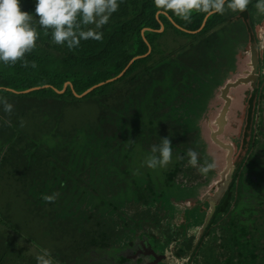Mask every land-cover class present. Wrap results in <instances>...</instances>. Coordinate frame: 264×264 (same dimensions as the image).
<instances>
[{
  "label": "trees",
  "instance_id": "1",
  "mask_svg": "<svg viewBox=\"0 0 264 264\" xmlns=\"http://www.w3.org/2000/svg\"><path fill=\"white\" fill-rule=\"evenodd\" d=\"M221 1L0 0V173L4 170L11 176L17 175L14 177L15 182L21 184L20 189L24 192L20 190L16 194L14 190L12 193L17 195L16 198H19L20 202L23 199L27 212L30 211L28 204L34 201L37 204L34 209L38 216L48 219L51 214L42 207H51V212L59 222L58 238L67 236V243L63 245L77 252L70 255L71 260L68 261V256L60 250H45L27 237H18L17 228L6 229L5 224H11L7 216L12 214L9 212L5 216L2 212L4 209H0V255L5 254L2 248L6 245L9 254H13L3 262L1 259L0 264L5 261L8 264H98L96 258L103 257L100 254H109L107 260L115 264L126 263L125 258L114 260L117 246L132 242L127 232L134 235L136 227H128L127 231L119 225L117 231L121 236L116 239V236L112 235L116 242L104 236L100 240L91 238L92 246L89 249L81 251L79 245V241L88 235L85 228L80 227L81 221L88 220L95 211L99 210V215L111 219L112 222L120 220L126 223L135 216L138 217L137 221H141L139 210L142 212L144 207L140 204L136 210L128 213L121 210L125 187L123 192V188L119 189L118 194L116 189L125 182L122 170L120 173L113 172V176L107 178L103 174L97 175L98 168L102 164L109 171L117 170L113 159L117 152L124 160L127 157H132L133 160L141 158L139 152L151 154V149L144 148L142 138L151 136L156 141L162 140L161 136L166 132L165 127L174 130L176 122L180 121L178 114L183 106L180 105L183 101L178 99L181 91L173 90L181 83L174 82L176 76L170 69L166 75L163 74V78L153 76L166 80L157 84L163 86L158 95H155L153 90L155 81L149 90L138 88L136 91L135 87L137 95L127 86L132 81L145 79V74L152 70L151 66H147L149 61L153 63V67H157L164 61L165 56L174 55V51H171L161 56L163 51L159 48V38L166 32L170 31L189 39L195 36L178 29L171 22L186 30H197L206 15L218 9ZM191 14L194 15L188 16ZM219 14L209 16L201 31L216 25ZM160 23L165 26L162 33L157 32L161 27ZM148 52L147 56L134 60L120 78L107 82L120 75L133 58L144 56ZM156 56L160 57L155 58ZM65 83L70 85L59 93ZM100 83L104 84L85 96H74V93L81 95ZM31 88L38 89L16 93ZM124 88V99L118 105L109 106L108 100L115 91L122 92ZM80 102L97 105L99 112L106 116L100 115L99 124L95 128H75L74 134L69 137L67 133L59 131L57 126L62 121L65 106ZM38 111H43L45 120L50 115L54 116L53 126L40 138L35 139L33 136L29 144L25 142L19 157H9L8 151L18 153L13 150L15 138L20 132L16 125L21 124L26 114H35ZM11 120L14 121L11 123ZM176 132L167 131L165 135L176 139L174 141L178 144H184L180 140L181 133ZM194 132H197L196 129ZM133 135L138 139L127 141ZM62 152L63 155L59 156ZM48 157L52 160L46 162ZM43 162L53 165L50 166L48 174L41 172L48 168L42 167ZM49 175L51 178H48ZM27 176L33 177L31 186L26 181ZM69 181L72 182L71 186L77 187L79 183L81 189H77L73 195L68 193L65 197L63 193ZM106 188L113 191L112 195L100 198L96 193L106 191ZM85 197L90 198L88 204L90 210H93L88 216H84L85 209L82 210ZM103 199L107 203H104ZM98 201L100 206L96 205ZM228 202H225L223 208H228ZM154 203L157 205L158 201ZM101 218L106 220L99 217ZM69 225L74 226L66 228ZM99 225L98 223L97 226ZM242 232L247 235V239L243 241L244 245L239 242V237H236L239 242V255L243 254V249L245 254L247 250L254 260L250 261V264H255L260 255L264 258V240L262 238L260 242L261 237L258 238L256 234L259 229L246 228ZM232 243L233 241L228 242L229 247ZM109 247L113 250L107 251Z\"/></svg>",
  "mask_w": 264,
  "mask_h": 264
},
{
  "label": "flooded vegetation",
  "instance_id": "2",
  "mask_svg": "<svg viewBox=\"0 0 264 264\" xmlns=\"http://www.w3.org/2000/svg\"><path fill=\"white\" fill-rule=\"evenodd\" d=\"M217 13L220 14L216 18V25L203 32L201 30L204 29L205 24L194 31L178 27L195 36L191 39L185 37V40L174 49L168 50L164 39L169 34H172L174 38L184 36H177L170 31L166 32L167 35L166 33L162 35L159 38V48L163 51L161 56L171 51H174V55L165 56L164 61L157 67H153V63L149 61L147 66H151L152 70L145 74V79L135 80L137 84L132 81L127 86L133 91L135 87L136 91L138 88L149 90L153 87L152 82L155 81L156 86L154 85L153 90L154 94L158 95L163 90V86L157 84L166 82V80L153 76L163 78V74H167L168 69L175 74L174 82L179 81L181 85L173 90L181 91L178 99L183 101L180 104L183 106L178 114L181 119L176 122L173 129L177 131L176 133H181L180 140L184 144H178L174 141L176 139L165 135L167 131H174L170 127H165L166 132L164 136H161L162 140L156 141L151 136L142 138L144 148L147 147L152 151L154 164L167 162L161 181L150 180L148 174L146 177L148 168L144 158L133 160L127 157L124 160L119 156V152L113 157L116 162L115 167L117 170H122L125 175V182L116 189L118 194L122 188L123 192L125 187L120 205L121 210L128 213L135 209L133 206L137 207L138 203L144 207L142 212L139 210L141 221H137V216L132 217L126 223L120 220L110 221L115 226L113 236H116V239L117 236H121L117 231L119 225L127 231H129L128 227H136L137 231L134 235H138L139 238L143 237L134 239V235L127 232L132 242L117 246L114 260L125 258L126 264H137L136 260L139 264H211L209 258L214 248L219 249L225 242L233 241L232 253L238 251L236 250L239 245L237 243H242L247 239V235L245 236L241 231L246 228L255 229L256 227H251L253 217L257 214L262 216L264 213V72H261L264 70V0H226L218 11L209 16ZM160 25L158 33L165 31V26L162 23ZM252 38L257 44L260 73L252 110L250 115L246 114L244 118V127L246 126L247 129H242V135L238 141L242 144V139L246 140L240 159L227 190L200 234L194 225L182 229L180 227L182 219L179 218L180 212L184 209L181 205L187 201L192 203L194 196H201L212 191L207 188L211 185L213 174L209 167V159L203 151L204 145L202 144L199 148L196 141L198 138L196 137L198 131L194 132L197 129L196 120L200 117L204 107L214 100L216 88L230 72V49L234 51L237 44H243ZM141 82L144 84L142 85ZM125 90L124 88L120 94ZM136 91L135 95H137ZM139 154L144 156L147 153L139 152ZM204 156L207 159H204ZM117 170L109 171L101 164L97 175L103 174L108 178L113 176V172ZM202 184L208 186L200 189ZM89 200V197H85L82 203V210L85 209L86 212L84 216H88L93 211L90 210ZM134 200L137 204L132 203ZM154 201H158L157 205ZM226 201H229L228 208H223ZM98 204L100 206V201L96 205ZM103 207L104 204H102ZM98 212L99 210L91 214L97 217L100 216ZM194 216L200 219L206 214L200 212ZM258 219L262 220L261 217ZM81 223L84 222L81 221ZM194 224L197 225V223ZM262 224L264 226V221ZM233 230L236 233L231 234ZM236 237H239V242ZM116 239H111V241L116 242ZM84 243L81 242L80 247ZM243 244L245 245L244 242ZM89 247L86 248L89 249Z\"/></svg>",
  "mask_w": 264,
  "mask_h": 264
},
{
  "label": "rangeland",
  "instance_id": "3",
  "mask_svg": "<svg viewBox=\"0 0 264 264\" xmlns=\"http://www.w3.org/2000/svg\"><path fill=\"white\" fill-rule=\"evenodd\" d=\"M46 4H47V2H46ZM47 8H48V4H47ZM187 12H189V11L187 10ZM171 24L175 25L177 28L180 27L175 22L174 23L171 22ZM167 34L168 33H166L165 35H167ZM184 40H185V37L174 38V36L172 34H169L164 39V42L167 46V49L169 50V49H174L175 47H178ZM135 83L137 84L136 81H135ZM64 85H63V88L61 91L64 90ZM43 87H46V86H43ZM56 91H58V90H56ZM78 95H80V94L74 93V96L78 97ZM124 96H126V92L123 94H120L119 91H115V93L112 95L111 99L108 100L109 101L108 105L109 106L118 105L120 102H116V101H122ZM39 103H41V102H39ZM97 107H98L97 105H93V104L91 105V104L86 103V102H84V103L80 102V103H76V104H67L63 110L64 114L62 116V121L59 122V126H57V129L59 131L67 133L68 136L70 137L74 134L75 128H85V129L89 128V127L95 128L99 124L100 115L106 116L104 113L99 112L100 110ZM49 114H51V113H49ZM58 115H59V113H58ZM9 116H11L10 113H9ZM53 117L50 115L45 120L43 111H38L35 114H33V113L26 114V116L23 117V119L21 120V124L16 125L17 126L16 129L19 130L20 132L18 134V137L15 138L16 143H14V145H13V148H14L13 150L15 152H18V153L14 154L11 151H8L7 155L9 157H14V156L19 157L20 154L22 153V150L24 149L25 142H27L29 144L31 142L30 138H32L33 136L35 137V139L40 138L42 136V134H44V132L47 129H49L53 126V124H54V118ZM12 121H14V120H11V123H12ZM142 126H143V124H142ZM23 132H25V134H22ZM196 137H198L196 141L198 142V145L200 148L202 145H200V140H199L198 134H196ZM134 139H138V138H136L133 135V136L129 137L127 141H133ZM156 151H159V150H156ZM58 155L59 156L63 155V152L58 154ZM141 158H144L145 163H146V167L148 168V172L146 173V177L148 174L150 180L152 179V181H156V180L161 181L162 172H164V170H165L164 166L167 165V162L166 163L163 162V164H159V165L154 164L153 163L154 157L151 154L150 155L145 154L144 156H141ZM130 159H132V157ZM204 159H207V158L204 156ZM51 160H52V158L48 157L46 162L51 161ZM44 163L45 162H43L42 164H44ZM50 166L52 167L53 165L49 164V163L42 165V167H48V168L45 171H41V172H46L48 174V171L50 170ZM125 167H128V166L125 165ZM117 171H121V170H117ZM12 175L13 176H11L8 173H5L4 170L1 171V173H0V209H4V211H2V212H4L5 216H7L9 212H10V214H12V216L8 215L7 217L9 219V222L13 225L6 223L5 224L6 229H7V227L8 228L12 227V229L14 227L17 228L16 233H17L18 237H22V236L27 237L36 246H39L40 248H44L45 250H49V251L60 250L63 254H66L68 256V261H69L71 259L70 255H74L77 252L74 250H71V249H67L66 246L63 245V244L67 243V240H68L67 236H65L64 238H58L60 235L59 234L60 230L57 229L59 222L56 220V216H54V213L51 212V210H50L51 207L47 206V205L42 207V209L45 211L49 210L48 214L50 213L51 217L48 219L47 218L41 219V217L38 216L36 209H34V207L36 208L37 204L34 203V201H32L30 204H28V207H29L28 209L30 211L27 212L24 209L23 199L21 200L22 202H20L19 198H16L17 195H14L12 193V191H14V190H16V194H18L20 192V190H21V192H24L23 189H20L21 184L20 183L18 184L17 182H15L16 178H14V177H16L17 175L16 176L14 174H12ZM46 177L44 179H46ZM27 178L28 179L26 181H27L28 185L31 186L32 184H30V183H32L33 177L27 176ZM48 178H51V175H49ZM200 183H202V182H200ZM71 184H72L71 181H69L66 184L67 188L65 189V192L63 193V195H65V197L68 195V193L70 195H73L76 193L77 189H81L79 183H77V187L75 185L71 186ZM202 185H204V184H202ZM54 189L57 190L58 187L57 188L54 187ZM69 189H71L73 191L71 192V190L69 191ZM112 192L113 191H110L107 189L106 191L105 190L102 192L100 191V192H97L96 194L100 198H103V197H110L112 195ZM24 198H26V196H24ZM103 201H104V203H107L104 199H103ZM132 203L137 204V201L134 200ZM64 205H62V206H64ZM138 205H139V203H138ZM65 206L67 207L68 203H66ZM25 207H27V206H25ZM111 208L112 207H109V209H111ZM133 208H135L133 210H136V208H138V207L133 206ZM99 217H103L108 221H106V220L104 221L102 218L99 219ZM258 217H261L262 220L258 219ZM253 219H254V221H253V224H251V227H256L257 229H259V232H257L256 234L258 235V238L261 237L260 242H262V238L264 240V226L262 224V222L264 221V213L262 214V216L260 214H257L256 216L253 217ZM67 220H69V219H67ZM110 221L112 222L111 219H108L107 217L101 216V215L97 216V217H96V215L95 216L92 215V216H90V218L88 217V220L83 221L84 223H82L80 225V227L85 228L88 235H87V237H84L82 240L79 241V243L85 242L82 245V247H80L82 249L81 251L87 249L89 246H92L90 244L91 243L90 241L92 240L91 238L100 240L101 237L103 238L105 236L106 238L109 237L108 240L113 239L112 235H113V232H115V226L112 225L110 223ZM70 223H72V222H70ZM98 223L100 224L99 226H97ZM73 226L69 225L66 228H71ZM233 233H236V231L233 230V232L231 234H233ZM257 235H256V237H257ZM135 238L138 239L139 237H135ZM1 243H4V242H1ZM232 247H233V245L231 247H229L228 242H225L221 246V248H219V249L214 248L212 250L211 256L209 258L211 260V264H250V261H252V262L254 261L253 259H251V256L247 252V250H246V254H245V249H243V254L240 256L238 251L232 253ZM7 248H8L7 245H6V247L4 246L2 248L5 250V254L2 253L0 255V260L2 259V262L4 260H6V257H10V255H11V254H9ZM238 249L239 248H236V250H238ZM106 250L112 251L113 248L110 249V247H109V249H106ZM235 253H237V254L235 255ZM108 255L109 254H100V256H103V257L96 258L97 259L96 261L99 262L98 264H115L114 262H110L107 260ZM11 256H13V254ZM4 264H8V263L5 261ZM255 264H264V258H262V256L257 258Z\"/></svg>",
  "mask_w": 264,
  "mask_h": 264
},
{
  "label": "water",
  "instance_id": "4",
  "mask_svg": "<svg viewBox=\"0 0 264 264\" xmlns=\"http://www.w3.org/2000/svg\"><path fill=\"white\" fill-rule=\"evenodd\" d=\"M225 1L222 0L218 9L206 15L201 27L205 24L207 17L218 11ZM230 51V72L221 85L216 88L214 100L204 107L200 117L196 120L200 144L204 145L203 151L209 159V167L213 174L212 181L210 180L211 185L207 188L212 191L201 196H194L192 203L187 201L181 205L184 210L180 212L179 219H182L180 227L184 229L189 225H194L199 234L227 190L238 164L246 142L244 138L242 144L238 142L242 135V129H247L246 126L244 127V118L246 114L250 115L258 90L260 69L257 44L253 38L243 44H237L234 51L232 48ZM148 54L149 52L144 56L133 58L120 75L107 82L120 78L134 60ZM103 84L93 86L78 97L85 96ZM68 85L70 83H65L64 90ZM35 89L38 88L14 92L27 93ZM63 91H59V93ZM206 186L208 185H201L200 189ZM200 212L205 213L206 216L198 219L194 215ZM136 262L139 264L137 260Z\"/></svg>",
  "mask_w": 264,
  "mask_h": 264
},
{
  "label": "crops",
  "instance_id": "5",
  "mask_svg": "<svg viewBox=\"0 0 264 264\" xmlns=\"http://www.w3.org/2000/svg\"><path fill=\"white\" fill-rule=\"evenodd\" d=\"M259 257H261V255H260ZM259 257H258V258H259ZM253 264H254V263H253Z\"/></svg>",
  "mask_w": 264,
  "mask_h": 264
}]
</instances>
